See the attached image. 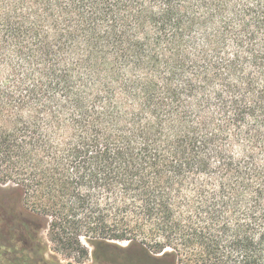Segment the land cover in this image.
<instances>
[{
	"label": "trees",
	"instance_id": "1",
	"mask_svg": "<svg viewBox=\"0 0 264 264\" xmlns=\"http://www.w3.org/2000/svg\"><path fill=\"white\" fill-rule=\"evenodd\" d=\"M0 209V264H64L47 226L75 264H264V0H0Z\"/></svg>",
	"mask_w": 264,
	"mask_h": 264
},
{
	"label": "rangeland",
	"instance_id": "2",
	"mask_svg": "<svg viewBox=\"0 0 264 264\" xmlns=\"http://www.w3.org/2000/svg\"><path fill=\"white\" fill-rule=\"evenodd\" d=\"M16 200L14 199V202ZM24 204L31 208V209H34V210H38L40 209V206L42 205H45V201H43V199L40 197V196H37L35 195L31 190L28 191L25 195V199H24ZM0 213H1V209H0ZM1 217V216H0ZM18 227L19 226H3L2 223H0V231L2 230H5V231H10L11 234L13 235H10V242L15 244L18 242V240H20V236L18 235ZM83 230L84 227L82 228ZM68 230H63L62 232H66ZM70 231L73 232V236L75 237L76 235V230L75 229H71ZM48 233H49V226L45 227L42 231H41V237L43 238V241L44 242H47L48 245H49V249L47 250L46 252V255L47 257H56L57 259H60L64 264H68L70 262L72 263H77V260L76 258H79V254L78 252L74 251L73 252V256L72 258H69L67 255H65L66 253L65 252H60L58 250H56V246L54 245L53 242H51L49 240V236H48ZM81 242L83 245L87 246L88 249H90V252H92V247L87 243L86 239L84 236H81ZM6 244V243H5ZM92 262V257L90 255V258L88 260H86V262L84 264H90Z\"/></svg>",
	"mask_w": 264,
	"mask_h": 264
}]
</instances>
